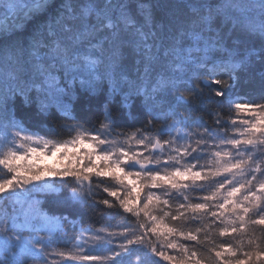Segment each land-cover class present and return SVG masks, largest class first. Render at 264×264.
Instances as JSON below:
<instances>
[{
	"label": "snow or ice",
	"instance_id": "6c2138e0",
	"mask_svg": "<svg viewBox=\"0 0 264 264\" xmlns=\"http://www.w3.org/2000/svg\"><path fill=\"white\" fill-rule=\"evenodd\" d=\"M0 264H264V0H0Z\"/></svg>",
	"mask_w": 264,
	"mask_h": 264
},
{
	"label": "rangeland",
	"instance_id": "374dc122",
	"mask_svg": "<svg viewBox=\"0 0 264 264\" xmlns=\"http://www.w3.org/2000/svg\"><path fill=\"white\" fill-rule=\"evenodd\" d=\"M81 149L85 151H90L91 149L87 145H80L77 149L69 148L67 155L61 159V154L56 155H41L33 160L27 161V163H35L41 169H52V170H62L69 164V158L74 154L78 153ZM23 163V162H22ZM47 179L54 180L55 177L50 174H46Z\"/></svg>",
	"mask_w": 264,
	"mask_h": 264
},
{
	"label": "trees",
	"instance_id": "16d2710c",
	"mask_svg": "<svg viewBox=\"0 0 264 264\" xmlns=\"http://www.w3.org/2000/svg\"><path fill=\"white\" fill-rule=\"evenodd\" d=\"M42 199V197H41ZM77 223L79 224L80 222L77 221ZM100 223V218H90V217H84L83 219V226L84 227H96L99 226ZM73 235H75L74 233H72L71 231H67L66 233H62L61 234V243H69L71 242Z\"/></svg>",
	"mask_w": 264,
	"mask_h": 264
}]
</instances>
